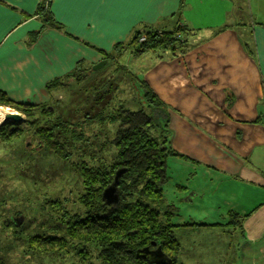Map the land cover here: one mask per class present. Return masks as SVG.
Returning a JSON list of instances; mask_svg holds the SVG:
<instances>
[{
  "label": "crops",
  "instance_id": "0c3cea01",
  "mask_svg": "<svg viewBox=\"0 0 264 264\" xmlns=\"http://www.w3.org/2000/svg\"><path fill=\"white\" fill-rule=\"evenodd\" d=\"M189 1L0 0V89L16 102L46 103L51 81L93 66L102 50L128 43L136 30L188 26L183 54L133 57L125 50L116 57L122 67L137 66L164 103L156 118L168 122L169 143L180 153L167 160H180L184 186L176 188L192 207L173 222L178 261L264 264V18L252 27L230 22L234 0H215L226 9L221 24L191 26ZM258 5L264 17V0ZM42 6L63 29L42 19ZM188 239L199 244L188 250Z\"/></svg>",
  "mask_w": 264,
  "mask_h": 264
},
{
  "label": "trees",
  "instance_id": "16d2710c",
  "mask_svg": "<svg viewBox=\"0 0 264 264\" xmlns=\"http://www.w3.org/2000/svg\"><path fill=\"white\" fill-rule=\"evenodd\" d=\"M39 14L50 26L63 29V26L55 21L48 6L40 7ZM191 34L192 29L186 25L165 31L147 28L136 30L128 43L116 44L110 53L102 50V60L118 64L116 57L125 50L133 57L146 52L169 51L183 54L188 50L187 37ZM142 36L144 39H141ZM80 65L64 79L51 81L48 91L51 93L56 87L64 85L71 79L82 83L93 66ZM142 87L145 88L148 104L156 110L161 109L164 103L146 84ZM104 94L106 93H102V97ZM44 104L16 102L0 89L1 106L28 114L25 122L31 129L28 136L30 138L26 139L24 145L19 143V148L23 150L27 160L37 168L36 171L38 166L43 164L41 158L43 162L47 161L43 167L50 165L52 161L71 164L82 181L81 195L89 197L88 201H81L82 206L84 205L87 210L89 207L88 211L91 213L98 212L102 207V227L98 226L99 217L93 214L84 219L77 215V219L74 220H79L78 218L81 220L75 224V221L69 220L67 213L64 212L65 202L59 200L62 201L59 203L56 199L44 198L39 203L40 210H32L31 216H28L30 208L26 209L25 213L21 212L27 216L23 218L21 228L13 227L7 231L8 235L0 234V264H21L33 257L40 260L43 252L41 250L49 249L48 247L50 249L46 251L50 254L55 251L59 254H72L76 243L87 246L91 258L96 252L97 258L92 264H148L137 256V249L144 245L143 242L149 244L151 241L162 244L171 256L173 264H180L178 261L180 241L174 231L177 225L171 220V216L174 215L172 212L176 208L172 205L166 206L168 211H165L155 204L164 200V186L168 181L167 158L169 155L180 154L171 147L166 134L167 129L164 130L162 121L144 110H129L125 107L126 104H123L112 111L104 109L86 115L84 119L74 124L77 128L54 119L50 120L51 127H45L46 122L39 114H46L51 110L45 108ZM87 125L98 126L93 141L89 144L87 143L89 137L84 136ZM165 126L168 127V122ZM111 133L113 136L110 138ZM23 135L24 129L18 123H4L0 128V138L7 143L16 142ZM102 135L106 141H111L110 149L113 152L111 160L107 163L103 162V157L95 155L97 149L102 147V144L96 145ZM87 148L91 153L89 150L87 152ZM99 159H102V163ZM119 169H126V172L118 186L119 205L112 207L104 203L102 192L114 181L116 171ZM24 200L27 203V199ZM9 201L6 198L0 199V216L6 211L2 206ZM62 203L63 206L58 210L57 206ZM55 212H60L63 217ZM229 215L232 221H236L235 218L238 216L236 213L230 212ZM41 217V220H45L43 224L39 222ZM45 224H48V229L52 233L36 232L26 235L30 226L43 227Z\"/></svg>",
  "mask_w": 264,
  "mask_h": 264
},
{
  "label": "rangeland",
  "instance_id": "374dc122",
  "mask_svg": "<svg viewBox=\"0 0 264 264\" xmlns=\"http://www.w3.org/2000/svg\"><path fill=\"white\" fill-rule=\"evenodd\" d=\"M258 2L259 0H234L235 9L231 13L230 22L237 24L242 23L244 25L248 23L251 27L257 22H263L261 19L264 17L259 15L258 12ZM228 8V10H230L231 4H229ZM225 11L226 9L215 0H204V2L202 0H191L185 6L184 14L192 19V21H190L191 26H207L208 24H221L219 19L222 15L225 17ZM151 53L153 54V52ZM158 53L165 56L169 54V52ZM140 72L137 66L122 67L120 64L113 62L106 63L96 70L92 67L91 72L82 83H77L76 80L71 79L65 82L64 85L58 86L55 90H52L53 93L50 100L44 104L45 108L50 109L51 112L46 114L41 113V115L38 114L41 116V119L46 122V124H44L45 127L51 125V119H54V121L60 120L75 127L74 124L80 122L88 114L98 113L104 109L112 111L126 104L125 107L129 110H144L147 114H151L156 118V109L152 108L146 101L145 88L142 87L145 81L139 77ZM102 93L106 94L102 97ZM2 108L11 107L0 105V109ZM11 109L23 115L24 121L19 123V126L24 129V135L20 140L13 143H7L0 138V199L6 198L10 200L2 206L6 208V211L2 212V216L0 217L7 216L15 210L25 213L24 211L29 208L28 216H31L32 210H40L39 203L43 201L44 198L56 199L59 203L62 201L65 202L64 208L66 211L64 212L67 213L69 220L76 218H73L75 212L85 213L86 207L84 205L83 210L78 208L79 205L82 204V200L79 199V196L83 193L82 181L78 173L74 172V168L71 164L57 161H52L50 165L43 167V164L47 162H43V158H41V163L43 164L38 166V171H36L37 168L27 160L23 150L19 148V143L24 145L25 142H27L26 139L30 138L28 136L31 134V129L25 122L28 114L22 113L14 108ZM4 121L0 124V128L4 125ZM163 128H165V126H163ZM96 129H98V126L92 127L91 125H87L85 127L84 136L89 137L88 144L93 141V135L96 133ZM112 136L113 134L111 133L109 137L111 138ZM105 139V136L102 135L99 138L100 141L97 140L98 142L96 145L102 144V147L97 149L95 155L101 158L103 157V162L107 163L111 160V154L113 152L110 149L111 141H106ZM78 144L82 146V144ZM83 149L84 147L81 150ZM86 150L88 152L89 148ZM89 152L91 153L90 150ZM99 160L101 161L99 162L102 163V159ZM180 163V160L176 159V156L167 160L166 165L169 180L164 186L165 200L155 203L158 205V208L161 207L165 209V211H168V207L166 206L170 204L176 208V210L172 212L174 214L171 216L172 222L182 220L179 216H176L178 212H180L181 217L184 215L185 208L191 209L192 207V205L189 206L186 203H182L183 199H179L182 192H184L182 189L178 195V190L176 188L177 185L184 186L183 176L178 168ZM78 181L80 182L78 183ZM25 198L27 199V203L24 200ZM22 201L24 203L21 204ZM61 206H63V203L57 206V209L60 210ZM55 213H59L60 217H63L60 212ZM25 217L27 216L23 215L22 219ZM80 217H83L82 214ZM41 219L42 217L39 219V222L41 224L45 223V220L43 221ZM174 231L177 233L179 232L177 229H174ZM36 232L52 233L51 230L48 229V224H45L43 227H39L38 225L30 226L26 235ZM71 232L74 233L73 231ZM62 234H64V232H62ZM189 239L187 242H184V246L188 250H190L189 243L191 247L199 244V241L191 243ZM48 248L50 249V247ZM49 249L41 250L43 252L40 260L37 257H33L22 264H71L73 259L71 254H59V252L56 251L50 254L46 251ZM54 249L55 248H53V250ZM186 252L189 253L187 250ZM94 255H96V252H94ZM187 257L188 256H182L186 263L188 262L186 259ZM90 259L95 261V258H91V254Z\"/></svg>",
  "mask_w": 264,
  "mask_h": 264
},
{
  "label": "flooded vegetation",
  "instance_id": "af4514ba",
  "mask_svg": "<svg viewBox=\"0 0 264 264\" xmlns=\"http://www.w3.org/2000/svg\"><path fill=\"white\" fill-rule=\"evenodd\" d=\"M101 61H99V62H101ZM98 63H96V64H98ZM96 64H94V65H96ZM79 199L84 200V201H88L89 197H84L83 195H80ZM45 207H47V205H45ZM78 208L82 209V210L84 209L82 204H80ZM88 210H89V208H88ZM88 210L86 209L85 213L84 212L83 213L75 212L73 218H75L77 215H81V214L83 216V217H80L81 219L82 218L84 219L88 216L90 217L92 214L97 215L99 217V221H100L98 226L102 227V207L100 210H98V212L94 211L93 213H91ZM22 216L23 215L20 211H14L13 213H10L7 216L0 217V234H2L1 236L8 235L7 231H9L13 227H16L15 229L21 228L22 223H23ZM80 218H78V219L81 220ZM76 219H77V217H76ZM72 220L75 221V224H77L79 222V220H74V219H72ZM143 243H144V245H142L141 247H139L137 249V256L140 259H142L144 262H147L148 264H173L174 263L171 256L169 255L168 251L166 250V248L162 247V244H158L155 241H151V243H149V244H146V242H143ZM71 255L73 257L71 264H92V262L94 261V260L90 259V251L87 249V246H85L82 243H78V244L76 243L74 245V251L72 252ZM93 258H95V260H96L97 255H94ZM178 258H179V255H178ZM21 264H22V262H21Z\"/></svg>",
  "mask_w": 264,
  "mask_h": 264
},
{
  "label": "water",
  "instance_id": "95a60500",
  "mask_svg": "<svg viewBox=\"0 0 264 264\" xmlns=\"http://www.w3.org/2000/svg\"><path fill=\"white\" fill-rule=\"evenodd\" d=\"M106 60H102L101 62H99L98 64L93 66V69L96 70L98 68H100L101 66H103L104 64H106ZM24 120L23 115L18 113V112H14L13 109H9L5 115V123H9V122H14V123H21ZM126 172V169H119L116 171L115 177H114V181L108 186L106 187L103 192H102V199L104 201L105 204L112 206V207H118L119 205V200H120V195L118 192V186H119V182L120 179L122 177V175Z\"/></svg>",
  "mask_w": 264,
  "mask_h": 264
},
{
  "label": "snow or ice",
  "instance_id": "6c2138e0",
  "mask_svg": "<svg viewBox=\"0 0 264 264\" xmlns=\"http://www.w3.org/2000/svg\"><path fill=\"white\" fill-rule=\"evenodd\" d=\"M79 2H88V0H69V3H79ZM93 3H99L100 0H90ZM110 3H125L129 2V0H109Z\"/></svg>",
  "mask_w": 264,
  "mask_h": 264
},
{
  "label": "bare ground",
  "instance_id": "6f19581e",
  "mask_svg": "<svg viewBox=\"0 0 264 264\" xmlns=\"http://www.w3.org/2000/svg\"><path fill=\"white\" fill-rule=\"evenodd\" d=\"M10 108H2L0 109V124L3 123V121L5 120V115L7 113V111L9 110Z\"/></svg>",
  "mask_w": 264,
  "mask_h": 264
},
{
  "label": "built area",
  "instance_id": "2783aa9c",
  "mask_svg": "<svg viewBox=\"0 0 264 264\" xmlns=\"http://www.w3.org/2000/svg\"><path fill=\"white\" fill-rule=\"evenodd\" d=\"M179 36V35H178ZM141 39H144V37L142 36V38Z\"/></svg>",
  "mask_w": 264,
  "mask_h": 264
}]
</instances>
